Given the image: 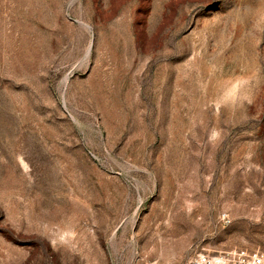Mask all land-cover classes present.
<instances>
[{
    "label": "rangeland",
    "instance_id": "obj_1",
    "mask_svg": "<svg viewBox=\"0 0 264 264\" xmlns=\"http://www.w3.org/2000/svg\"><path fill=\"white\" fill-rule=\"evenodd\" d=\"M240 248L264 252V0H0V264Z\"/></svg>",
    "mask_w": 264,
    "mask_h": 264
},
{
    "label": "built area",
    "instance_id": "obj_2",
    "mask_svg": "<svg viewBox=\"0 0 264 264\" xmlns=\"http://www.w3.org/2000/svg\"><path fill=\"white\" fill-rule=\"evenodd\" d=\"M186 264H264V252L240 248L199 253Z\"/></svg>",
    "mask_w": 264,
    "mask_h": 264
},
{
    "label": "bare ground",
    "instance_id": "obj_3",
    "mask_svg": "<svg viewBox=\"0 0 264 264\" xmlns=\"http://www.w3.org/2000/svg\"><path fill=\"white\" fill-rule=\"evenodd\" d=\"M168 227V226H167Z\"/></svg>",
    "mask_w": 264,
    "mask_h": 264
}]
</instances>
